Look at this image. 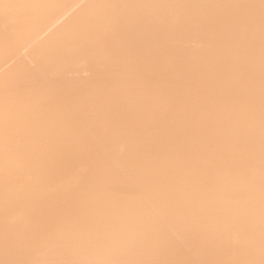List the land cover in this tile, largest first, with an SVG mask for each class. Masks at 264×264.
I'll return each instance as SVG.
<instances>
[{
  "label": "bare ground",
  "instance_id": "1",
  "mask_svg": "<svg viewBox=\"0 0 264 264\" xmlns=\"http://www.w3.org/2000/svg\"><path fill=\"white\" fill-rule=\"evenodd\" d=\"M0 264H264V0H0Z\"/></svg>",
  "mask_w": 264,
  "mask_h": 264
}]
</instances>
